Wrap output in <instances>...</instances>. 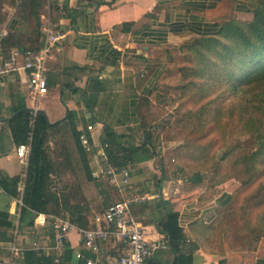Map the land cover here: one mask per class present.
Instances as JSON below:
<instances>
[{"label": "crops", "instance_id": "obj_1", "mask_svg": "<svg viewBox=\"0 0 264 264\" xmlns=\"http://www.w3.org/2000/svg\"><path fill=\"white\" fill-rule=\"evenodd\" d=\"M58 2L59 12L50 8L46 14L63 34L59 48L48 62V94L34 103L25 79L19 74L0 89V212L8 213V221L12 222V226L0 227V264H25L23 254L13 255L14 242L27 249L36 241L45 246L54 243L51 225L36 221L37 216L33 224L29 219L17 224L19 207L17 195L13 194L14 179L24 173V165L7 119L21 106L34 109L36 105L51 122L62 120L67 130L76 126L84 131L93 125L92 137L96 142L102 141L108 128L112 129L119 135L118 153L125 156L127 147L141 141L142 101L152 93L172 52L181 53L193 40L216 32L239 12L235 0ZM125 23L133 24L125 26ZM3 30L17 35L31 31L15 17L0 20V32ZM89 159L94 173L93 153H89ZM134 164L139 169L134 176L129 165L130 193L139 200L134 202L132 212L145 226L147 238L158 245L148 264H242L243 259L237 253L246 256L257 253L237 249L236 240L228 233L233 220L225 216L233 206L235 177L228 178L221 172L211 175L209 170L191 171L165 153L151 158L135 154ZM154 199L153 208L135 212L136 205ZM161 199L169 202L167 207L157 206ZM176 206L183 228L177 249L156 226V219ZM98 213L101 212L93 217ZM69 246L64 264H86L84 258H78V252L97 264H118V241L103 242L101 250L94 252L82 244L80 233L73 230ZM42 254L38 251L37 255Z\"/></svg>", "mask_w": 264, "mask_h": 264}, {"label": "rangeland", "instance_id": "obj_2", "mask_svg": "<svg viewBox=\"0 0 264 264\" xmlns=\"http://www.w3.org/2000/svg\"><path fill=\"white\" fill-rule=\"evenodd\" d=\"M51 8L54 12L53 7ZM48 11L46 0L43 14ZM29 12V0H0L1 18L15 17L30 29L31 22L35 24V21H31ZM239 12L236 13L239 19L251 20V13ZM43 19L42 16V22ZM200 39L193 40L179 54L174 55L172 52L171 59L185 63L187 68L200 67L202 63L212 59L206 47L200 45ZM168 50L171 53V49ZM198 51L204 52V55L198 54ZM195 77L190 79L201 83L207 81L209 88L199 94L193 90L182 99L172 97L167 103L147 104V118L141 126L144 133L141 141L136 140L131 147L138 156L142 153H150V156L165 153L174 158L175 163H183L191 171L209 170L211 175L221 172L228 178L231 175L235 177L237 182L233 188V206L225 216L233 220L228 226L229 236L236 240L237 249L257 251L263 256L264 156H258L254 162L253 153L257 150L258 142L255 134L248 131V126L244 124H247L246 119L249 118L254 103L260 97L263 98L264 94H244L242 91L232 90L221 79ZM149 133L150 144H145ZM46 141L54 173L51 176L52 187L58 186L61 189L65 183L70 208L75 211L76 216L83 215L91 221L94 213H102L110 202L124 197L125 194L108 178L89 179L71 130L55 128L48 133ZM236 144H239L236 150L227 154ZM119 156V161L124 162L123 155ZM253 162L257 166L256 171L251 168L250 163ZM127 164L134 170L133 175L137 176L139 168L134 160ZM130 190L131 188L129 194ZM155 201L149 200L136 205L135 212L153 208Z\"/></svg>", "mask_w": 264, "mask_h": 264}, {"label": "trees", "instance_id": "obj_3", "mask_svg": "<svg viewBox=\"0 0 264 264\" xmlns=\"http://www.w3.org/2000/svg\"><path fill=\"white\" fill-rule=\"evenodd\" d=\"M235 1L237 2L238 11L252 14L251 20L242 21L236 14L230 21L222 24L216 32L201 37L199 43L202 47H206L212 59L202 63L200 67L187 68L184 65L185 63H178L171 59L160 74L150 96L142 101V107L144 108L140 114L142 117L141 126L147 118V104L167 103L172 97H180L182 99L193 90H196L197 94H199L209 88L207 81L201 83L195 79H190V77L196 76L195 78H197L199 76L208 80L221 79L224 83L227 82L234 91H242L244 94L254 92L256 95L264 94V0ZM48 5L53 7L54 11L59 12L58 0H47ZM45 6L46 0H29V16H31V21H35V24L31 22L29 34L21 33L17 35L8 33L4 40L6 47L11 49L16 46L21 50H32L42 47L41 18ZM0 20L3 21L5 19L0 17ZM132 24L125 23L124 25ZM198 54L204 55V52L198 51ZM18 111L20 113L15 116ZM246 120L247 124H244V126H248L247 130L255 134L258 142L257 150L253 153L255 162L258 156H264V97L257 99L249 118ZM7 122L12 129L17 145L25 142L31 144L26 176L22 173L19 178L14 179L16 185V189L13 191L14 195L20 193V188L24 184V205L21 210L20 221L29 219L30 223L33 224L35 216L40 213H46L68 217L80 227L93 226L92 219L89 221L83 215L76 216L75 211L71 210L70 200L68 195H66L65 183L61 189L58 186L52 187L51 184V176L54 173L49 162L46 138L48 133L55 128L65 129L66 126L63 121L51 122L43 110L34 112L31 108L21 106L12 117L7 119ZM203 124L205 126V123ZM196 126L198 125L196 124ZM71 132L84 166L87 169L89 179H96L90 167L89 152L86 151L80 140L82 131L78 130L76 126H72ZM118 136L116 132L108 128L101 142L109 144L108 154L113 166H129L127 163L130 160H134L136 153L131 146L127 147L128 154L125 156L118 153L120 150ZM147 136L145 144L147 142L149 144L151 134L149 133ZM238 146L239 144H236L231 147L227 154L235 151ZM119 155H123L124 162L119 161L121 158ZM129 156H131V159ZM142 156L144 158L152 157L150 153H142ZM225 157L226 155L223 156V158ZM254 162L250 164L252 170L256 171L257 166ZM180 164L187 167L183 163ZM200 170L196 171L200 173ZM168 204V201L161 199L157 206L165 205L167 207ZM173 208H168L164 216L156 219V226L162 233L168 235L172 245L177 249V244L183 235V228L180 223L179 207ZM8 218V213L0 212V227L2 225L12 226V222L8 221ZM0 232L2 233V231ZM69 247L68 243L63 260L69 251ZM22 254L25 264H54L52 256L47 257L43 254L38 256V251L34 249H26ZM237 255L242 257V264H264V255L260 256L259 253H254L250 256H246L243 253H237Z\"/></svg>", "mask_w": 264, "mask_h": 264}, {"label": "built area", "instance_id": "obj_4", "mask_svg": "<svg viewBox=\"0 0 264 264\" xmlns=\"http://www.w3.org/2000/svg\"><path fill=\"white\" fill-rule=\"evenodd\" d=\"M51 1V0H49ZM50 9L51 6L48 5ZM41 31L43 34V45L39 49L21 50L17 47L9 49L4 40L8 35L7 30L0 32V89L6 87L10 78L16 74L23 76L29 94L36 103L41 97L48 94V62L59 48L63 34L59 31L52 18L43 14ZM34 112H37L34 105ZM93 125H88L82 131L80 140L87 152L93 153L96 163L95 176L103 175L125 195L122 199L110 203L102 213L93 217V226L80 227L74 224L68 217L40 213L36 221L51 225L53 229V245L45 246L36 241L29 249L41 251L47 257H53L54 264H64L63 255L69 243L70 234L77 230L81 235L82 244L89 250L99 252L100 244L115 240L120 244L118 253V264H148L153 257L158 245L150 241L146 236L145 226L132 212V204L139 197L129 194L132 184V169L130 166L115 167L111 164L108 154V143L96 142L92 137ZM31 151L30 143L17 145V154L24 165V176H26ZM24 184L17 195L18 211L16 212L17 224L21 217L24 205ZM27 248L20 247L16 242L11 244L13 255L20 256ZM52 251H56L55 254ZM78 258H84L86 264H97L93 258H87L82 252L77 253Z\"/></svg>", "mask_w": 264, "mask_h": 264}, {"label": "water", "instance_id": "obj_5", "mask_svg": "<svg viewBox=\"0 0 264 264\" xmlns=\"http://www.w3.org/2000/svg\"><path fill=\"white\" fill-rule=\"evenodd\" d=\"M19 113H20V111H18V112L15 114V116L18 115Z\"/></svg>", "mask_w": 264, "mask_h": 264}]
</instances>
